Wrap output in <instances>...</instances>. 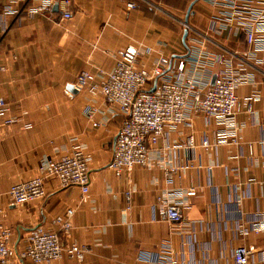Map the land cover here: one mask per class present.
Here are the masks:
<instances>
[{
    "label": "crops",
    "instance_id": "0c3cea01",
    "mask_svg": "<svg viewBox=\"0 0 264 264\" xmlns=\"http://www.w3.org/2000/svg\"><path fill=\"white\" fill-rule=\"evenodd\" d=\"M40 1L0 0V95L13 118L1 133L0 202L10 244L19 247L29 226H52L71 207L72 228L68 235L59 232L61 243L75 242L86 252L82 261L63 255L53 264H164L168 257L178 264H232L239 245L250 250V264H261L264 61L256 59L264 53L250 54L244 32L227 18L229 8L212 0H73L66 20L61 0H52L49 12L29 13ZM128 1L137 8L127 10ZM256 6L264 9V0ZM130 44L146 68L162 56L173 57L174 67L176 58L202 50L225 54L235 73H253L254 81L237 88V142L205 149L202 138L213 141L222 129L213 118L192 114L189 124L165 129L146 166L116 176L108 163L121 115L101 95L68 86L82 70L111 69L116 50ZM205 69L211 80L222 66L208 60ZM90 107L96 109L92 118L85 114ZM189 136L192 146L185 144ZM76 143L91 160L86 201L78 187L49 178L44 199L9 203L13 183L35 176L44 157L68 154ZM190 189L193 196L186 194ZM158 197L177 202L182 220L158 218Z\"/></svg>",
    "mask_w": 264,
    "mask_h": 264
},
{
    "label": "built area",
    "instance_id": "2783aa9c",
    "mask_svg": "<svg viewBox=\"0 0 264 264\" xmlns=\"http://www.w3.org/2000/svg\"><path fill=\"white\" fill-rule=\"evenodd\" d=\"M73 0H61L62 18L70 19L69 9ZM214 4L229 8L227 18L236 21L245 34L250 54L264 53V9L256 4L261 0H212ZM52 0H41L39 5L28 9L29 13L49 12ZM127 10H134L137 4L126 2ZM140 50L134 45H127L115 52V61L111 69L98 68L96 71L82 70L73 84L77 92H86L92 96L101 95L104 101L115 107L121 115V122L115 134L111 159L108 167L116 176L123 170L136 166L144 167L149 161V152L165 134L166 128L175 129L190 123L192 114H201L213 118L221 127L214 133L213 141L203 137L201 145L205 149L225 142H237L236 104L237 88L242 83L254 81L250 72L235 73L225 54H210L198 50L176 58L162 56L150 68L139 64ZM208 60L222 66L215 74L214 82L207 80L205 66ZM264 57L257 58L261 63ZM257 99L256 93L251 97ZM9 105L0 95V141L5 127L13 124L9 116ZM96 111L90 107L85 111L92 118ZM97 125L96 122L93 123ZM193 137L189 136L185 144L192 146ZM262 151L264 153V142ZM251 146L249 145V149ZM90 157L82 151L80 143L72 145L68 154L46 156L38 166L37 174L24 181L13 183L7 191L9 203L18 205L42 200L46 197L45 181L54 178L61 187H78L81 200L86 201L91 185ZM171 178V171L166 174ZM174 195H177L173 193ZM187 196L195 194L194 189L186 192ZM2 192L0 190V200ZM130 200V192H125ZM74 209L68 207L64 213L53 218L51 224H33L26 229L20 246H13L9 239L12 229L2 220L3 210L0 202V264H9L12 259L19 263L29 261L33 264H53L63 255L82 261L86 249L73 242L61 243L59 232L68 235ZM155 214L160 219L178 222L183 218L182 208L177 202H170L165 197H158ZM246 230H242L246 234ZM250 250L245 245L233 249L232 264H250ZM164 264H178L174 258L164 259ZM264 264V260L261 262Z\"/></svg>",
    "mask_w": 264,
    "mask_h": 264
},
{
    "label": "water",
    "instance_id": "95a60500",
    "mask_svg": "<svg viewBox=\"0 0 264 264\" xmlns=\"http://www.w3.org/2000/svg\"><path fill=\"white\" fill-rule=\"evenodd\" d=\"M57 8V6L55 5L54 6V9H56ZM185 36V35H184ZM214 79H215V76H213V78H212V83L214 82ZM68 89L71 91V92H73V93H77V90L74 88V86L73 85H69L68 86Z\"/></svg>",
    "mask_w": 264,
    "mask_h": 264
},
{
    "label": "rangeland",
    "instance_id": "374dc122",
    "mask_svg": "<svg viewBox=\"0 0 264 264\" xmlns=\"http://www.w3.org/2000/svg\"><path fill=\"white\" fill-rule=\"evenodd\" d=\"M183 24H184V23H183V21H182V23H181V28H183Z\"/></svg>",
    "mask_w": 264,
    "mask_h": 264
}]
</instances>
